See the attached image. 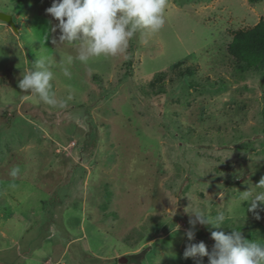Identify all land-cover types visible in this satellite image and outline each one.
<instances>
[{"label": "rangeland", "instance_id": "obj_1", "mask_svg": "<svg viewBox=\"0 0 264 264\" xmlns=\"http://www.w3.org/2000/svg\"><path fill=\"white\" fill-rule=\"evenodd\" d=\"M52 2L0 0L16 25L0 20V264H197L194 208L227 219L191 243L211 251L232 229L264 243V211L241 199L264 192V75L228 53L264 0H167L126 53L53 69L62 109L18 87L39 56L77 55L51 42Z\"/></svg>", "mask_w": 264, "mask_h": 264}, {"label": "clouds", "instance_id": "obj_2", "mask_svg": "<svg viewBox=\"0 0 264 264\" xmlns=\"http://www.w3.org/2000/svg\"><path fill=\"white\" fill-rule=\"evenodd\" d=\"M166 5L167 0H53L46 12L58 21L51 31L55 33L58 29L60 34L59 42L56 38L51 42L55 46L73 45L77 55L75 58L68 55L59 62L53 56H39L19 80V89L37 95L47 105L66 107L65 101L58 100L52 91L53 69L59 67L63 75L71 79L70 66L74 59L88 64L95 58L126 53L137 32L156 33L163 28ZM18 171L13 169L11 175H17ZM256 186L264 188V179ZM241 199L250 202L248 211L259 220L260 212L264 211L260 207L264 203V192L245 191ZM191 213L194 219L189 220L191 227L186 232L190 243L185 247V258H199L197 264H203L204 257L208 258V264H264V243L246 239L240 230L213 231L211 237L215 243L211 251L203 241L191 243L195 240L197 224L220 228L227 219L224 212L212 216L194 208Z\"/></svg>", "mask_w": 264, "mask_h": 264}, {"label": "trees", "instance_id": "obj_3", "mask_svg": "<svg viewBox=\"0 0 264 264\" xmlns=\"http://www.w3.org/2000/svg\"><path fill=\"white\" fill-rule=\"evenodd\" d=\"M228 53L241 68L257 70L264 75V22L235 34ZM182 73L192 76L194 71L186 68Z\"/></svg>", "mask_w": 264, "mask_h": 264}, {"label": "water", "instance_id": "obj_4", "mask_svg": "<svg viewBox=\"0 0 264 264\" xmlns=\"http://www.w3.org/2000/svg\"><path fill=\"white\" fill-rule=\"evenodd\" d=\"M0 20L4 21L5 23L9 24L14 30H16V25L13 21V17L6 15V14H0ZM123 261H126V258H120L119 263H122Z\"/></svg>", "mask_w": 264, "mask_h": 264}]
</instances>
